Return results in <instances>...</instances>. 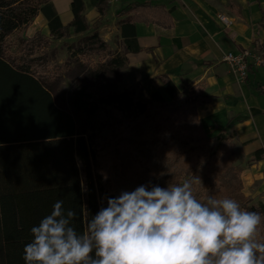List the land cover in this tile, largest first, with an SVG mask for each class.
<instances>
[{"label":"trees","instance_id":"16d2710c","mask_svg":"<svg viewBox=\"0 0 264 264\" xmlns=\"http://www.w3.org/2000/svg\"><path fill=\"white\" fill-rule=\"evenodd\" d=\"M92 4L100 13L108 6L107 0H92ZM70 8L73 19L62 25L52 0H0V264H25L23 248L33 239L30 229L51 213L57 200L64 201L65 210H76L72 226L80 233L86 231L91 216L106 206V199L99 200L103 195L115 197L142 184L167 187L193 178L199 180L193 182L197 199L204 201L208 195L231 198L242 208L260 213L262 224L256 238L264 242V203L252 204V198L242 193L240 171L229 143L234 133L220 132L215 136L219 149L208 147L211 137L196 114L197 106L207 101L205 95L199 90L181 94L165 76L159 78L170 101L159 92L144 98L129 90L121 95L114 89L100 88L107 75L121 79L127 52L140 51L135 22L169 27L170 9L146 1L133 2L119 11L129 14L120 22L124 50L108 55L99 66L87 65L78 57L105 51L108 44L97 31L82 35L69 52L77 58L75 67H69V59L65 62V76L72 82L69 91L60 89V73L38 70L34 58L7 54V36L23 31L39 12L47 19L49 37L41 32L31 38L19 37L25 47L47 46L50 41L87 32L90 25L83 0H72ZM38 58L39 65L46 64L44 57ZM256 90L264 95V86L259 84ZM102 105L112 106L127 123L125 135L119 139L125 152L121 159L129 164L138 156L152 169L137 181L116 179L111 193L93 167L97 125L90 110ZM166 111L173 115L167 117ZM263 154L264 146L255 150L245 165L260 160ZM80 168L87 184L85 191Z\"/></svg>","mask_w":264,"mask_h":264},{"label":"crops","instance_id":"0c3cea01","mask_svg":"<svg viewBox=\"0 0 264 264\" xmlns=\"http://www.w3.org/2000/svg\"><path fill=\"white\" fill-rule=\"evenodd\" d=\"M71 1L52 0L62 25L73 19ZM146 1L170 9L171 26L135 22L140 51L126 53L124 81L136 84L144 98L159 92L166 101L170 97L160 76L171 80L181 94L199 90L207 97L196 108L204 131L209 137L234 132L245 162L264 146V95L250 80L259 67L250 69L247 80L240 82L229 71L223 55L256 48L259 40L264 55V0H107L103 13L92 0H83L90 29L82 34L97 31L105 42L122 44L120 22L129 14L119 11L133 2ZM219 15L233 19L234 24L225 27ZM36 32L49 37L47 19L41 12L23 31L15 30L6 39L31 38ZM241 181L246 196L264 203V154L260 160L243 165Z\"/></svg>","mask_w":264,"mask_h":264},{"label":"clouds","instance_id":"9594fccd","mask_svg":"<svg viewBox=\"0 0 264 264\" xmlns=\"http://www.w3.org/2000/svg\"><path fill=\"white\" fill-rule=\"evenodd\" d=\"M107 179V177H104ZM139 185L102 206L78 233L75 209L57 200L30 229L25 264H264L262 216L234 199L193 194V182Z\"/></svg>","mask_w":264,"mask_h":264},{"label":"rangeland","instance_id":"374dc122","mask_svg":"<svg viewBox=\"0 0 264 264\" xmlns=\"http://www.w3.org/2000/svg\"><path fill=\"white\" fill-rule=\"evenodd\" d=\"M229 20L231 21V24L229 26H232L234 24V21L231 18H229ZM229 26L225 25V27ZM82 35L84 34L74 36L71 35L59 41L53 40L49 42L47 46H44L42 44L31 47H25L24 44H21L20 39L10 37L5 41V48L7 54L11 57H28L31 59L34 58L35 60L33 62V65H36L35 67H38V70L44 69L51 74L60 73V89L62 91H69L72 87V82L65 76L67 71L65 62L69 59V67H75V61L77 58L71 56L69 52L71 48L75 49L77 47ZM106 43L108 44L107 50L93 52L85 56L81 55L78 57V60L83 61V63L87 65L99 66L100 63L105 60L108 55L122 53L124 50L123 45L119 41L114 40L112 41V43ZM255 43H257V47L254 49H256L258 52H261L260 40L256 41ZM38 57H44L46 59V64L43 63L39 65ZM246 80L247 78L244 81ZM250 80L254 82V86H257L258 84L264 86V66L259 67L255 71V75L250 77ZM100 88H105L106 90L108 88H111L116 90L121 95H123L125 91L129 90L133 91L135 96H142L139 87L132 82L128 83L124 81L123 77L118 80L113 76L107 75L105 80L100 83ZM90 113L94 115L97 125V130L95 131L97 159L94 162L93 167L94 172L100 176L101 183L105 184V189H107V191L111 193L115 189L114 182H116V179H127L128 177L131 180H134L137 177H139V179H144V177H146L144 175L148 174L147 170H152L150 164L146 163L138 156L133 157L129 164L126 162V159H121V157H124L123 154L125 152L124 147L120 145L119 139L122 135H125L124 128L127 125V123L122 122L123 120L121 121L124 116H122V114L116 111L112 106L106 105H102L98 110H90ZM165 115H168L167 117H170L171 115H173V113H171L170 111H166ZM172 119L173 118H170L171 121ZM226 133L231 135V133L234 132ZM229 143L230 149L232 150L233 156L235 158L234 165L240 171L241 178L242 167L245 164L243 157L244 155L242 154L241 150V143L238 141L235 134L233 135ZM219 146L220 144L215 139V137H211V140L208 143V147L211 148V150H218ZM105 176L107 177V179L104 178ZM80 179L82 188L85 191L87 184L84 180V173L82 171V168H80ZM137 180L138 178L136 179V181ZM104 197L105 195L99 198L100 202L105 201ZM251 203L257 204L258 201L252 199Z\"/></svg>","mask_w":264,"mask_h":264},{"label":"built area","instance_id":"2783aa9c","mask_svg":"<svg viewBox=\"0 0 264 264\" xmlns=\"http://www.w3.org/2000/svg\"><path fill=\"white\" fill-rule=\"evenodd\" d=\"M219 19L226 26L231 24L228 17L219 15ZM223 60L227 64L229 71L239 80L244 81L253 67L264 66V55L254 48H246L237 52H226Z\"/></svg>","mask_w":264,"mask_h":264}]
</instances>
